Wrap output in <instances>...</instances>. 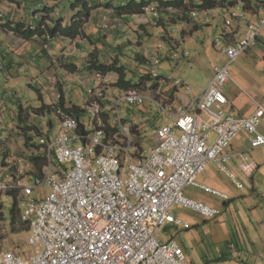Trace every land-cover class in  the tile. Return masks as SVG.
Returning a JSON list of instances; mask_svg holds the SVG:
<instances>
[{
    "label": "built area",
    "instance_id": "1",
    "mask_svg": "<svg viewBox=\"0 0 264 264\" xmlns=\"http://www.w3.org/2000/svg\"><path fill=\"white\" fill-rule=\"evenodd\" d=\"M144 10L153 17L157 15L153 5ZM197 13L192 10L190 15L196 17ZM230 16L238 15L231 12ZM230 23V19L225 20L226 26ZM97 26L108 29L109 17L102 14ZM263 29L264 17H260L248 21L244 35L233 44H226L220 35L215 37L213 47L225 61L213 67V75L202 91L193 96L185 81L174 80L175 88L184 90L186 102L170 95L159 98V88L151 81L149 93L133 87L106 99L112 83L109 74L75 73L74 81L84 87L86 102L77 117L70 104L61 106L62 94H55V134L42 130L33 150L45 156L42 174L25 183L22 168L27 161L21 159L15 178L8 172L0 178L1 192L18 190L19 221L27 227L32 249L29 255L2 250L0 264H190L175 239L162 241L157 232L166 224L190 227L172 213L174 205L207 219L220 215L217 208L183 194L185 187L195 185L227 198L197 183L196 178L209 163L239 189L244 183L238 173L250 177L257 168L247 153L234 154L229 148L241 131L247 133L251 148L264 145V135L258 130L264 106L258 105L246 117H233L225 110L228 99L223 87L231 79V63L257 43ZM165 48L159 43L156 52L143 49L150 67L141 74L149 79L159 77L154 67ZM168 52L170 59L179 56L174 49ZM145 100L165 118L162 123L159 118L153 119L155 129L149 149L141 143L143 135L133 132L141 118L128 120L119 112V106L130 110L144 106ZM108 125L115 130L107 129ZM233 160L238 172L228 168ZM229 249L235 251L234 243H229Z\"/></svg>",
    "mask_w": 264,
    "mask_h": 264
},
{
    "label": "crops",
    "instance_id": "2",
    "mask_svg": "<svg viewBox=\"0 0 264 264\" xmlns=\"http://www.w3.org/2000/svg\"><path fill=\"white\" fill-rule=\"evenodd\" d=\"M188 1L189 4H199L201 2V0ZM239 1L240 0H235L234 6H236V8L239 7ZM242 1L243 9L236 18L229 17L233 6H228L230 8H214L208 15L199 12L196 18L184 20L186 21V29H182V34H180L181 39L175 41L173 40L174 38H171L170 41L164 42V47H167L166 45H168L169 48L174 47V51L179 54L178 58H171V60H177V67L182 62L186 63L191 60L193 62L195 61L196 66H193L195 68L193 79L198 80L199 78H203L205 76L204 74H207V77L198 82V84H200L199 88L195 89V91H192L190 88L193 96H197L208 83L213 74V67L217 64L220 65L225 61V58L213 47V45L212 51H210L206 45L198 43L197 37L193 33L201 29L205 33L208 32L212 26V20H216L215 15L212 13L219 10L220 14H218V16H220L221 13L224 14V25L216 34V37L220 35L224 37L226 44H233L244 35L245 25L248 21H256L260 17H264V0ZM246 3L250 5V8H244ZM100 10L101 8L95 9L94 11L96 12H92L89 21L84 26L87 34L90 35V40L87 38H84L85 40H77L79 38L72 40L67 38H56L49 42L50 50L48 51H45L39 41L35 39L27 41L17 37L12 32L0 31V64L6 67V73L4 71V74L7 76L8 71H10L15 63L12 54L20 57L22 61H32L36 63L40 53L50 56V52L55 51L56 54L58 46L55 45H60L59 49H63L65 47H72L77 42H80L83 44L80 45L81 50L78 51V49H76L75 53L67 59L68 62L77 64L80 60L81 54L83 55L85 50L90 47L88 42L98 49H101V44H110L108 39L103 41L99 39L98 36L94 40L95 31L99 32L98 35L101 34L96 27L102 14ZM91 19L92 22L90 21ZM226 19L231 20V23L228 26L225 24ZM131 21L133 22V25L131 26L134 29L140 24H144L145 26L149 24L147 23L148 21L145 16H134ZM178 22H182V20H179ZM31 24L33 25V23ZM122 27L124 26L122 25ZM214 30H217L216 26L214 27ZM157 34H159L160 37H165L159 27ZM189 35L192 37L189 41L185 42V39ZM169 38L170 37L167 39ZM92 41L95 44H92ZM182 43L183 45H181ZM178 49L182 51L179 52ZM100 52L102 53V50H100ZM182 52H185V54H182ZM55 60L54 56L50 59V65H48L47 62L45 64L49 73H52L53 70L51 68L58 63V61L56 60V62ZM202 63H204V66L200 67ZM38 64H40V62H38L37 65ZM65 69L68 70L66 67ZM229 72L231 74V80L223 87L224 94L228 99L225 110L229 115L233 117H246L253 113L258 105L264 106V29L260 33L257 43L250 47L245 53L241 54L229 66ZM66 80H68L67 83H69L71 77L63 79V81ZM70 86L71 85H67L66 88L69 89L68 87ZM62 89H65V87ZM119 91L121 90L116 87L107 89L108 94L112 92L119 93ZM173 93L174 98L178 101L186 102L188 100L183 89H176ZM145 108L146 107L143 106V109ZM14 117L16 116L14 115ZM153 119L155 118H145L144 121H147V124H150ZM258 130L264 135V116L261 119ZM229 152L234 154L245 152L248 154L249 158L257 164V168L250 177L238 173V179L244 183L243 189L237 188L231 178L218 169L214 163L208 164L206 169L196 178L197 183L205 185L217 192L226 194L227 198L224 199L212 191H206L195 185L187 186L188 188H191L192 191L186 193V197L217 208L220 210V215L215 219H207L190 209L174 205L172 207V213H174L173 210L175 206L183 208V214L178 212L174 214L177 218L190 224V227L185 229L166 224L159 231L169 227L175 228L177 232L184 230V242L180 243L174 234L166 235L164 236V239H162L159 234L157 235L162 241L175 239L183 247L187 261L191 264L192 262L190 259L192 258L193 252H191V248L189 249L185 245L187 242L189 245L199 249L197 254L195 252L198 261L197 264H204L207 262L211 264H264V145L257 148H250L247 133L241 131L233 139ZM231 163L232 165L228 168L233 172H238L235 165L236 160H233ZM187 187L184 188L183 194ZM201 222H203L202 227H200ZM210 222H215L213 227H210ZM194 227L196 228L193 231L192 229ZM198 230H200L201 233ZM202 230H204L203 233ZM159 231L157 233H159ZM200 235H208L207 238L208 240L211 239L212 243L207 245L206 242L208 240H205V238L202 240V237L199 238ZM229 243H234V252L229 249ZM206 246L209 248L212 246L214 247L211 250Z\"/></svg>",
    "mask_w": 264,
    "mask_h": 264
},
{
    "label": "rangeland",
    "instance_id": "3",
    "mask_svg": "<svg viewBox=\"0 0 264 264\" xmlns=\"http://www.w3.org/2000/svg\"><path fill=\"white\" fill-rule=\"evenodd\" d=\"M53 1L54 0H5L3 2H0V19L10 18L17 20L19 18L20 12H29L28 10H30V6L33 7L34 5H38L39 8L37 9H42L43 6L47 7V3L49 4V6H51ZM74 1L75 0H58V6L54 7V11L52 13L48 14L45 12L34 11L33 14L31 12L29 13L28 19L33 21V24H35L34 21L36 22L42 15L46 14V18H56L58 16H61L64 19L65 23H69L71 16L76 12L71 8V3ZM99 2L101 3V0H99ZM30 3L32 5H30ZM119 3H121L120 0L112 1V5L115 6H117ZM238 6L239 7L237 8L236 6H233L231 9V11L235 12L237 15H239L241 10L243 9L242 0L238 2ZM100 11L102 12V14H106L109 17V28L106 30L97 28L101 34L98 35L99 32L95 31L94 40L98 36L99 39L103 41H106L108 39V42L110 43L106 45L101 44L102 47L100 50H102V53L100 54V58L103 61L107 62H110L113 59H119V61L125 65V69L128 72V79L132 80L133 82H137L140 75H142L141 73L149 70L150 67L149 64H139L140 61L136 60L135 53L137 51L143 52V49L145 47H148L152 52H156L158 42H167L170 41L171 38H174L173 40L175 41L179 40L181 39L180 34H182V29H186V21L178 22L180 11H174L172 9L167 10L168 15L167 17H165V20H162L164 21V24H152L151 22L154 21L151 20V17H149V15L147 14L145 18L147 19V23L149 24L146 25L145 32L139 28H132L131 25H133V22L131 20L134 18V16L133 18L132 16H127L126 18L118 16L113 6L111 8L101 7ZM95 12L96 11H94V13ZM212 14L215 15L216 20H212V26L209 31L205 33L201 29L193 33L197 37L198 43L206 45L210 51H212V40L216 37V34L224 25L223 13L218 16L220 12L219 10H216ZM90 21L92 22V19ZM48 23L51 24L52 22L49 20ZM122 25L124 27H122ZM215 26L217 30H214ZM158 27L160 28V30H162V34L165 37H160L159 34H157ZM0 31L3 30L0 28ZM168 37L170 38L167 39ZM191 37L192 36L189 35L185 39V42L189 41ZM35 40L39 41V43L43 47L47 45L48 49H50L49 42L51 40L41 42L40 40L42 39L39 40V38H35ZM77 40L85 39L79 38ZM88 44H90V47H88L87 50H85V52L83 53L85 57H83V55L81 54L78 64L73 63L77 66V71H80L81 68L85 67L83 61L87 58L88 53L92 51V47L94 45L92 46L89 42ZM92 44L95 43L93 42ZM80 45L83 44L77 42L72 47H65L63 49H59L60 45H55L58 46L56 54L55 51H51L49 54L50 56L40 53L36 63L32 61H22L20 57L12 54L15 63L10 71H8L7 76L4 74V71L6 73V67L2 65L3 70L0 72V111L2 109L3 110L1 111L0 128L2 131L5 130L6 134L4 136V139L0 143V167L1 164L5 163L6 160L15 165H20L21 159L23 158L22 155L25 158L31 151L36 149V147L31 149V147L35 145V139H32V143L28 142V147L25 146L27 145L25 144V140L28 135L32 138H36L37 136L35 134V131H38L40 133L42 130L51 135L55 134V130L57 127V121L54 115L55 94L60 90V88H66V83L68 80L63 81L64 78L71 77V81H74V77L70 76L71 72L65 69V67L62 65L64 61L67 63H71L68 62L67 59L72 55L65 56L63 53L65 51L67 52V49H69L70 51L73 48L78 49L79 51L81 50ZM181 45H183V43ZM173 48L174 47H172L171 49ZM168 51L169 49H161V61L158 66L156 65L154 67L158 71L159 77L150 78L148 79V81H151V83L157 82L159 91L163 93H171L173 91L175 92V79H180L188 83L192 91H195V89L199 88L200 84H198V82L207 77V74H204L205 76L203 78H199L198 80L193 79L195 70L193 66H196L195 61H185L186 63L182 62L177 67V60H171L167 56ZM178 51L181 52L182 50L178 49ZM54 56L58 63H56V65L51 68L53 70L52 73H49L47 71L48 68H46L45 64L47 62V64L50 65V59ZM38 62H40V64L37 65ZM203 66L204 63H202L200 67ZM110 75L113 82L117 81V76L115 73H110ZM68 88L69 89L67 91L66 99L75 103L76 105L82 106L86 100V98L84 97V87H82L81 84L76 83ZM109 88L113 87L111 86ZM36 89H38L39 91H36ZM139 89L143 92L149 93L148 90L150 89V87L148 86V83H145L142 84ZM118 94V92H112L109 93V97L113 99V97L117 96ZM44 105L50 106L52 111H39L38 109H40ZM143 105L146 107L145 109H143V106H139L130 109V111L126 110L123 106H119V112L122 115H126V118L128 120L137 121L141 118V120H139V125H137L139 132L143 135V138H141L142 142H140L145 145L146 149H149L151 145L150 137L154 132L155 125L153 123L147 124V121H144V119L159 118L158 122L162 123L165 122V118L162 117V114H160V112L157 110V107L152 105L149 100H145ZM149 108L151 110H149ZM20 110H22V112H20ZM14 115L16 117H14ZM19 115L21 116V118H19ZM86 119L88 120L89 117L87 116ZM48 123H51L53 127L48 128ZM138 135L140 134L138 133ZM6 152H9L10 156L4 157L3 155ZM25 179L26 177L23 179L25 183H30L32 181L31 180L30 182H26ZM190 191H192V189L187 187L185 189L184 195L187 196L186 193H189ZM12 203V197L10 195L4 192L0 193V205L2 207V214L0 218V250H10L15 252L16 254L29 255L32 252V249L28 245L27 241L29 236L27 227L26 229L22 228L23 225L19 221L14 225H12L10 222V210L12 207ZM173 212L183 214V208L175 206ZM214 223L215 222H210V227H213ZM202 225L203 222H201L200 227H202ZM195 228L196 227H194L192 230L194 231ZM198 231L200 232V230ZM203 231L204 230H202V233ZM183 233L184 230L177 232L175 228L169 227L167 229H162L158 234L162 239H164V236L166 235L174 234L177 240L181 243L184 242ZM207 236L208 235H200L199 238L202 237V240L203 238H205V240H208ZM206 243L207 245H209L212 243V240L209 239ZM185 245L189 249L191 248L190 250L191 252H193L192 258L190 259L192 264H197L198 261L195 252L197 254L199 249L197 247L189 245L188 242ZM213 247L214 246H212L211 248H207L212 250Z\"/></svg>",
    "mask_w": 264,
    "mask_h": 264
},
{
    "label": "trees",
    "instance_id": "4",
    "mask_svg": "<svg viewBox=\"0 0 264 264\" xmlns=\"http://www.w3.org/2000/svg\"><path fill=\"white\" fill-rule=\"evenodd\" d=\"M5 0H0V2H3ZM112 1L114 0H101V3L99 0H75L71 3V8L73 11L76 12L71 16L69 23H65L64 19L61 16H58L56 18L50 17L46 18V14L42 15L36 22L29 20L28 16L31 12L33 14L34 11H40L45 13H52L54 11V7L58 6V0H54L52 5L49 6L47 3V7L43 6L42 9L39 8L38 5H34L33 7L30 6V10L22 11L20 12L19 18L16 19H0V28L3 31L12 32L14 35H16L19 38H22L24 40H33L35 37H38L40 42L41 41H48L55 38H67V39H84L87 38L90 40V35L86 33L85 31V24L89 21L92 12L95 9L98 8H111L114 7L116 14L118 16L126 18L127 16H142L145 13L144 7L149 5L150 3H155L157 7L158 17L156 19L151 18L155 23L157 24H164L165 17H167V13L169 9H172L174 11H180V13L185 16L187 11H189V1L188 0H120L121 3H119L117 6L112 5ZM246 1V0H245ZM247 2V1H246ZM19 3V2H18ZM30 5H32L30 3ZM235 0H201V2L196 5L195 7L206 10V9H214L217 7H223L226 8L228 6H234ZM245 9L250 8V5L246 3L244 6ZM2 16V15H1ZM35 16V15H33ZM51 21L52 23H48V21ZM150 20V22H151ZM31 22V23H30ZM154 22H151L152 24ZM97 27V24H96ZM145 25L140 24L137 26V28L142 29V31L145 32ZM98 28V27H97ZM115 51V50H114ZM100 49L94 47L90 53H88L87 58L83 61L84 69H87V71H98L102 74H108V73H115L117 75V81L114 83V86L118 89L127 90L129 88L133 87H140L142 84H145L149 77L147 75H140L137 82H133L132 80L128 79L127 77V71L125 69V65L121 63L116 59L111 60L110 62L103 61L100 58ZM135 58L137 61H140L141 63H146V59L141 56V52L137 51L135 53ZM143 61V62H142ZM62 65L66 68H68L69 71H75L76 67L74 64L67 63L64 61ZM155 84H153L154 86ZM36 91H39L36 89ZM38 93V92H37ZM64 94L61 96V104L64 103ZM39 111H46L51 112L52 109L48 105L42 106ZM73 110L75 111L77 117H79V107H74ZM22 112V110H20ZM1 113V111H0ZM106 115H104L105 117ZM19 118L21 116L19 115ZM1 122V121H0ZM105 122L107 123L106 119ZM1 127V124H0ZM107 129L110 131H114L115 128L108 125ZM4 131V132H3ZM1 130L0 128V143L4 139L5 130ZM139 129L137 125L134 126L133 132L138 133ZM36 136L40 135L38 131H35ZM34 137L27 136L25 140V145L28 147L29 143H32ZM35 143V142H34ZM36 147V143L34 146L31 147L33 149ZM4 157L10 156L9 152L4 153ZM24 158V156L22 155ZM24 159H26V167L24 168V172L26 173L24 177H26V182H30L34 176H38L42 174V168L45 165V156L33 152L30 155H27ZM13 177H15V166H10L8 170ZM12 197V207L10 210V222L12 225L16 224L19 219V199H18V191L11 190L9 193H7ZM2 207L0 205V218L2 214ZM22 228L26 229V226H22ZM2 251V250H0Z\"/></svg>",
    "mask_w": 264,
    "mask_h": 264
},
{
    "label": "clouds",
    "instance_id": "5",
    "mask_svg": "<svg viewBox=\"0 0 264 264\" xmlns=\"http://www.w3.org/2000/svg\"><path fill=\"white\" fill-rule=\"evenodd\" d=\"M189 3V2H188ZM149 5H153L154 7H156V4L155 3H150ZM196 5H198V4H189V11H187L188 13H186V15L185 16H183L181 13H180V17L178 18L179 20H182V21H184V20H187V19H194V18H196V17H191V15H190V12L192 11V10H197V12L199 13V12H201V13H204L205 12V10H201V9H199V8H197V7H195ZM148 6V5H147ZM145 8V7H144ZM228 8H230V7H228ZM227 8V9H228ZM156 10H157V7H156ZM206 10H208V11H211V10H213V9H206ZM145 11V10H144ZM233 12V11H232ZM146 13V12H145ZM197 13V14H198ZM211 13V12H210ZM209 13V14H210ZM149 15V17H151V18H153V19H156L157 17H158V12H157V15L155 16V17H153V16H151L149 13H146V14H144V15H142V16H146V15ZM205 14V13H204ZM153 24H156L157 25V23H153ZM97 25H98V23H97ZM98 27V26H97ZM35 38H38V37H35ZM34 38V39H35ZM56 39V38H55ZM52 40H54V39H52ZM159 43H162V44H164V42H158V44ZM213 45V44H212ZM167 46V48L166 49H171V48H169L168 47V45H166ZM93 48H94V46L92 47V50H93ZM44 49H45V51L47 50H50V49H48V46L47 45H45V47H44ZM67 50H69V49H67ZM71 53L70 54H65L66 53V51L63 53L65 56H68V55H73L74 53H75V51H76V49L75 48H73V49H71ZM182 54H185L184 52H182ZM141 56L142 57H144L143 56V52H141ZM83 57H85V55H83ZM186 57V56H185ZM224 62V61H223ZM71 64H73V63H71ZM78 64V63H77ZM143 64H147V63H143ZM232 64V63H231ZM75 67H76V70L75 71H70L71 72V76H73V75H75V73L76 74H78V73H80L81 71V74L82 73H85V72H90V71H87V69H84V68H81V70L80 71H77L78 70V68H77V66L75 65ZM3 70V66L0 64V72ZM95 71V70H94ZM92 72V71H91ZM109 75H110V73H108ZM229 74H230V72H229ZM213 75V74H212ZM117 76V75H116ZM110 77H111V75H110ZM231 77V76H230ZM211 79V78H210ZM117 80V79H116ZM231 80V79H230ZM229 80V81H230ZM116 82V81H115ZM115 82H113L112 81V83H111V85L109 86V87H115L114 86V83ZM150 83V81H147L146 83ZM76 83H78V82H75V81H73V83H72V81L70 80L69 81V83H67L66 85H73V84H76ZM152 84V86H153V84H155L154 86L155 87H157L158 86V83L156 84V83H151ZM108 87V88H109ZM176 89H179V88H175V90ZM67 91H68V89L67 88H65V89H61L60 88V90H59V92L63 95L64 94V103L63 104H61V99H60V104H61V106L63 107L64 106V104H65V102L66 103H68V104H70L71 105V107H72V110H73V108L76 106V107H79L80 108V110H81V105H76L75 103H73V102H71V101H68L67 99H66V95H67ZM224 92V91H223ZM161 93V98H166V96H168V95H170L173 99H174V93L173 92H171V93H163V92H160ZM106 94H107V96H106V99H108V97H109V94L106 92ZM172 94V95H171ZM84 97L86 98V96L84 95ZM85 102H86V100H85ZM84 102V103H85ZM0 106H1V100H0ZM54 106H56L55 104H54ZM83 106V105H82ZM80 110H79V112H80ZM74 111V110H73ZM55 115V114H54ZM80 116V115H79ZM82 116H83V113H82ZM56 117V116H55ZM56 120H57V117H56ZM48 124H50L49 125V127L48 128H50V127H52V125H51V123H48ZM41 133V132H40ZM38 136L39 135H37V137L35 138V140H36V146H37V138H38ZM37 148V147H36ZM30 153H33V151H31ZM30 153H29V155H30ZM22 159H24V158H22ZM5 165H8V166H5ZM15 166V170H16V168H17V165H15V164H13V163H11L10 161H8V160H6L5 161V163L4 164H1V168H0V178H2V176H4V174H6V172H8V173H10L9 171H7L8 170V168L10 167V166ZM26 167V166H25ZM24 167V168H25ZM23 171H24V169H23ZM26 173L24 172V175H25ZM24 175H23V178L22 179H24L25 177H24ZM15 178V177H14ZM14 190H16V191H18L17 189H14ZM11 191V190H10ZM0 193H3V192H1L0 191ZM4 193H9V191H7V192H4ZM19 208H20V205H19ZM19 214H20V210H19ZM20 220V215H19V219H18V221ZM20 222V221H19ZM24 226V225H23ZM207 263H209V262H207Z\"/></svg>",
    "mask_w": 264,
    "mask_h": 264
}]
</instances>
